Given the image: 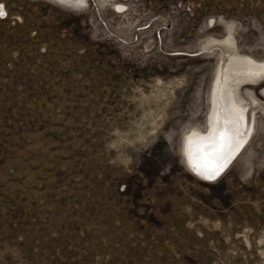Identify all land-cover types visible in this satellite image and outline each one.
Instances as JSON below:
<instances>
[{"label": "rangeland", "instance_id": "obj_1", "mask_svg": "<svg viewBox=\"0 0 264 264\" xmlns=\"http://www.w3.org/2000/svg\"><path fill=\"white\" fill-rule=\"evenodd\" d=\"M0 10V264H264V75L239 81L246 135L220 175L186 162L212 41L264 63V0Z\"/></svg>", "mask_w": 264, "mask_h": 264}, {"label": "bare ground", "instance_id": "obj_2", "mask_svg": "<svg viewBox=\"0 0 264 264\" xmlns=\"http://www.w3.org/2000/svg\"><path fill=\"white\" fill-rule=\"evenodd\" d=\"M212 43L211 50L220 48L221 53L210 89L209 130L206 134H199L196 138L191 139L186 150V162L195 173L197 172L193 169L191 160L199 159L205 153L212 151L210 142L201 148L197 141L208 137L213 132L214 126L217 129L219 127H231L233 120L238 121L241 115L244 116L246 105L243 103L242 87H240L241 83L239 81L248 77L253 78V81H255L264 75V63L256 62L248 56L236 52L232 34L225 36L220 46H216L217 41H212ZM237 126L242 129L244 122L240 121ZM241 143L242 138L237 136L235 144L226 152L224 160L220 161L223 164V169L235 156L241 147ZM199 176L205 179L203 176ZM205 180L211 181L209 179Z\"/></svg>", "mask_w": 264, "mask_h": 264}, {"label": "snow or ice", "instance_id": "obj_3", "mask_svg": "<svg viewBox=\"0 0 264 264\" xmlns=\"http://www.w3.org/2000/svg\"><path fill=\"white\" fill-rule=\"evenodd\" d=\"M3 13H0L2 16ZM244 117L241 115L239 120H233L231 127H219L214 126L213 132L206 138H201L197 141V144L202 148L209 144L212 151L205 153L199 159L191 160L193 169L198 175L203 176L205 179L213 180L216 176L220 175L223 170V164L220 163L224 160L226 152L232 148L235 144L237 136L246 135L238 123L244 121Z\"/></svg>", "mask_w": 264, "mask_h": 264}, {"label": "flooded vegetation", "instance_id": "obj_4", "mask_svg": "<svg viewBox=\"0 0 264 264\" xmlns=\"http://www.w3.org/2000/svg\"><path fill=\"white\" fill-rule=\"evenodd\" d=\"M262 78H264V76L262 77ZM260 80H262V79H260ZM259 79H256L255 80V82H257V81H260ZM207 127V126H206ZM207 129V128H206ZM192 132H194V131H192ZM192 132H190V133H188L186 136H185V138H184V141L187 139V137L192 133ZM206 132V130L204 131V133ZM184 147V146H183ZM182 147V148H183Z\"/></svg>", "mask_w": 264, "mask_h": 264}, {"label": "crops", "instance_id": "obj_5", "mask_svg": "<svg viewBox=\"0 0 264 264\" xmlns=\"http://www.w3.org/2000/svg\"><path fill=\"white\" fill-rule=\"evenodd\" d=\"M234 44H235V41H234ZM235 49H236V52H238L237 50V46H236V44H235ZM241 55H246V54H243V53H241V52H239ZM246 56H248L249 58H251V59H253L254 61H256L253 57H251V56H249V55H246ZM256 62H258V61H256Z\"/></svg>", "mask_w": 264, "mask_h": 264}]
</instances>
